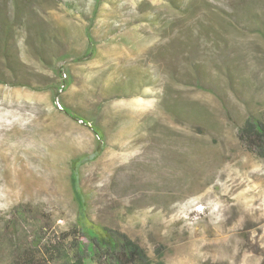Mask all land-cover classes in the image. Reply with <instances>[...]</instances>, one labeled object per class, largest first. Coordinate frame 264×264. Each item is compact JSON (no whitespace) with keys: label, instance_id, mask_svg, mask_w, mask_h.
Returning a JSON list of instances; mask_svg holds the SVG:
<instances>
[{"label":"rangeland","instance_id":"obj_1","mask_svg":"<svg viewBox=\"0 0 264 264\" xmlns=\"http://www.w3.org/2000/svg\"><path fill=\"white\" fill-rule=\"evenodd\" d=\"M191 2L33 0L59 43L42 60L16 31L21 71L0 72V264L9 218L72 227L70 164L98 146L78 173L87 215L151 264H264V157L237 139L264 119V0Z\"/></svg>","mask_w":264,"mask_h":264},{"label":"trees","instance_id":"obj_2","mask_svg":"<svg viewBox=\"0 0 264 264\" xmlns=\"http://www.w3.org/2000/svg\"><path fill=\"white\" fill-rule=\"evenodd\" d=\"M168 1L176 7L182 6L183 13L189 12L193 8L191 0ZM43 20L44 18L34 7L33 0H0L1 73L4 70L10 71L11 74L21 71L22 60L15 43L16 31H21L24 42L35 48L33 52L35 51L34 53L42 60L46 54H49V42L59 43L56 34H48ZM86 36L91 44L92 36L89 31H86ZM89 49L93 50L92 45L88 46L87 50ZM175 51L174 47L168 50L172 55ZM198 75L200 76L199 72L193 74L192 83H198ZM12 83L24 85L23 82L20 83L16 80ZM67 84L64 80L61 86L58 85L56 89L61 90ZM60 109L68 116L78 119L77 113L64 103L60 105ZM81 121L87 125L85 120L81 119ZM88 125L102 141L104 135L100 126L91 124V122ZM237 139L245 151L257 157H264V119L247 118L239 127ZM102 149L98 146L94 152L83 154L71 161L70 184L77 212L75 222L68 231L52 237L43 236L50 230L52 231L51 226L46 222L39 226L32 235L17 228L16 220L11 221L9 218L5 222L3 225L4 235L11 237L7 246L9 250L6 252L7 264H85L87 257L96 264L152 263L145 251L126 234L95 223L87 215V199L79 186L78 173L81 165L96 159ZM27 212L30 215L33 211L28 210ZM17 215L26 217L23 210H20ZM80 239H85L87 243L81 245Z\"/></svg>","mask_w":264,"mask_h":264}]
</instances>
